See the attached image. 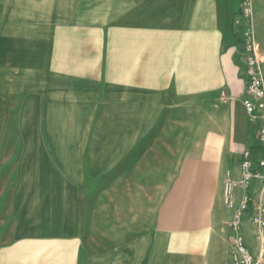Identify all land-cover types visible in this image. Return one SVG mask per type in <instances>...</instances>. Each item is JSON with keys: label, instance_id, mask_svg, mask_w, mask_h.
<instances>
[{"label": "crops", "instance_id": "1", "mask_svg": "<svg viewBox=\"0 0 264 264\" xmlns=\"http://www.w3.org/2000/svg\"><path fill=\"white\" fill-rule=\"evenodd\" d=\"M240 5L0 0V36L48 42L51 52L2 65L19 87L3 90L0 112L12 101L20 126L49 140L12 176L0 264H169L172 230L191 225L193 254L181 264L229 260L225 179L239 177L245 150L264 156L259 121L242 104ZM254 8L264 57V0ZM47 117H82L75 125L101 141L83 139L81 156L62 158ZM243 235L258 255L249 223Z\"/></svg>", "mask_w": 264, "mask_h": 264}, {"label": "built area", "instance_id": "2", "mask_svg": "<svg viewBox=\"0 0 264 264\" xmlns=\"http://www.w3.org/2000/svg\"><path fill=\"white\" fill-rule=\"evenodd\" d=\"M242 27L241 52L246 66V96L242 101L246 114L259 121L260 148L264 151V57L257 36L254 0H241L240 18ZM224 203L232 213L227 221L231 232L229 238L230 258L225 264H261L264 251V156L259 160L247 149L242 154L239 177L228 174L224 183ZM252 226L253 236L260 242L259 254L246 244L243 228Z\"/></svg>", "mask_w": 264, "mask_h": 264}, {"label": "rangeland", "instance_id": "3", "mask_svg": "<svg viewBox=\"0 0 264 264\" xmlns=\"http://www.w3.org/2000/svg\"><path fill=\"white\" fill-rule=\"evenodd\" d=\"M41 28L45 29L46 26L42 24ZM50 57L48 42L32 43L28 40L23 42L17 37L4 38L0 36V94L3 90L16 91L19 87L17 83L9 85L5 83L3 61L8 60L12 66L23 61L44 62L50 60ZM16 110L17 107L13 105V102L8 101L7 108L3 110L5 114L0 112V224L3 222L8 224L12 216L8 208L10 199L8 194L12 187V176L18 169V162L26 157L27 160L35 157V154L40 150L39 146L45 145V141L49 140L48 137L46 139L44 136L39 137V133L33 126H20L17 116L14 115ZM82 119V117L41 118L40 123L48 121L53 133L51 134L52 144L59 151L64 152L62 158L68 155L81 156L79 142L83 139L88 140L90 145L98 144L101 141L95 134L88 135L75 125H80ZM66 152L68 155L65 154ZM189 227L185 230L180 227L176 232L172 230V227H165L166 231L172 230L171 235L175 233V237H172V242H175V245L171 247V256L174 254L177 257L169 264H181L184 258L192 256L194 247L189 243V240H186V237L193 234V225ZM163 250L160 246L157 255L161 257ZM152 264L158 263L153 262ZM208 264H218V261L211 259Z\"/></svg>", "mask_w": 264, "mask_h": 264}]
</instances>
